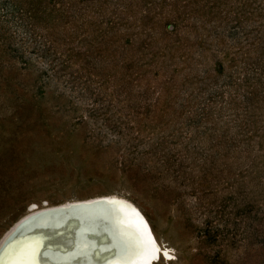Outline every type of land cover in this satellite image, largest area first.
Here are the masks:
<instances>
[{"label": "rangeland", "instance_id": "374dc122", "mask_svg": "<svg viewBox=\"0 0 264 264\" xmlns=\"http://www.w3.org/2000/svg\"><path fill=\"white\" fill-rule=\"evenodd\" d=\"M103 193L156 264H264V0H0V236Z\"/></svg>", "mask_w": 264, "mask_h": 264}, {"label": "bare ground", "instance_id": "6f19581e", "mask_svg": "<svg viewBox=\"0 0 264 264\" xmlns=\"http://www.w3.org/2000/svg\"><path fill=\"white\" fill-rule=\"evenodd\" d=\"M102 201H107L108 205ZM66 205H81V208L41 214ZM111 205L119 208L120 216L131 222L139 245L131 262L114 264H144L145 258H151L150 264L158 263L161 257L171 260L170 247L157 240L148 218L137 204L124 195L103 193L56 203H29L14 222H30L8 243L0 256V264H106L105 261L118 252L117 239L106 216ZM37 215L40 217L34 220ZM80 245L85 248L81 249Z\"/></svg>", "mask_w": 264, "mask_h": 264}, {"label": "water", "instance_id": "95a60500", "mask_svg": "<svg viewBox=\"0 0 264 264\" xmlns=\"http://www.w3.org/2000/svg\"><path fill=\"white\" fill-rule=\"evenodd\" d=\"M84 198V197H82ZM72 199V198H71ZM107 201H102V204L108 205L106 203ZM96 204V203H93ZM81 208V205H66L64 207H60L58 209H53L47 212H42L41 214H47L51 212H66L69 210H78ZM119 208L115 207V205H111V208L109 211H107L106 216L114 230V235L115 239H117V245H118V252L114 254L113 256L109 257L105 263L110 264V263H121V262H128L135 257L136 253H138V243L136 242V235L134 228L131 224V222L125 218L120 216L119 214ZM39 214V215H41ZM37 215L35 216L39 218L40 216ZM39 216V217H38ZM30 220H18L14 222L9 228L4 232L2 237L0 238V256L5 250L6 246L8 243L13 239L18 232H20L22 229H24L26 226H28ZM132 247V248H131ZM80 248L84 249V245H80ZM137 248V249H136ZM151 263V258L144 260V264H150ZM84 264H94L91 262H87Z\"/></svg>", "mask_w": 264, "mask_h": 264}]
</instances>
